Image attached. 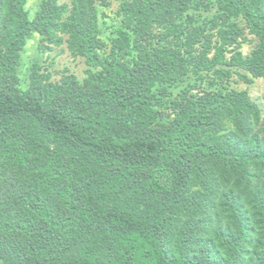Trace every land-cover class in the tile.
<instances>
[{
  "label": "trees",
  "instance_id": "1",
  "mask_svg": "<svg viewBox=\"0 0 264 264\" xmlns=\"http://www.w3.org/2000/svg\"><path fill=\"white\" fill-rule=\"evenodd\" d=\"M112 1L107 51L98 6ZM26 2L0 0V264H264L261 106L171 91L264 79V0H44L32 20ZM35 33L65 36L84 81L34 64L23 89Z\"/></svg>",
  "mask_w": 264,
  "mask_h": 264
},
{
  "label": "rangeland",
  "instance_id": "2",
  "mask_svg": "<svg viewBox=\"0 0 264 264\" xmlns=\"http://www.w3.org/2000/svg\"><path fill=\"white\" fill-rule=\"evenodd\" d=\"M44 0H27L25 9L29 12V17L32 20L36 13L39 11L41 4ZM199 1V0H198ZM201 1V0H200ZM60 5L69 4L70 0H58ZM120 8L119 1H112L109 6H98L99 9V23L103 30L100 36L106 50L110 47V38L112 33L116 31L120 25V17L118 11ZM199 13V12H198ZM215 10L213 12L202 11L199 19L203 23L206 19L211 20L214 18ZM205 19V20H204ZM243 25V22H240ZM244 38L240 39L241 46L239 50L245 57L251 55L256 47L257 39L254 35L246 30ZM66 37L63 36V43L60 45L50 43L47 39L40 34L35 33L30 38L21 55V63L18 68V74L21 80V87L27 89L29 85V76L31 68L34 64H38L42 73L51 75V82H58L62 76L73 74L80 82H83L87 77L88 65L82 57H73L67 48ZM233 47H231L232 49ZM227 57L230 58L231 54L228 53ZM233 70V69H232ZM243 74L249 76L252 82H246L237 73H233L232 77L228 80H216L215 78H206L201 82L195 79H187L182 83H178L176 87H171V91L177 94L180 90L187 89L190 86H195L198 83V89L191 91V94H200L204 92H211L225 88L228 90H238L248 92L250 98L259 104L263 111L264 119V79L254 78L247 72L241 70Z\"/></svg>",
  "mask_w": 264,
  "mask_h": 264
}]
</instances>
